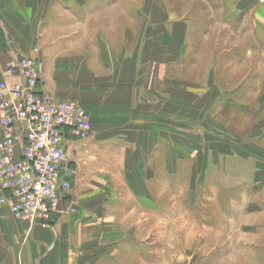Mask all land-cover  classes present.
Masks as SVG:
<instances>
[{
  "label": "crops",
  "instance_id": "1",
  "mask_svg": "<svg viewBox=\"0 0 264 264\" xmlns=\"http://www.w3.org/2000/svg\"><path fill=\"white\" fill-rule=\"evenodd\" d=\"M20 54L91 132L66 145L74 211L30 226L0 204V264H135L138 230L166 216L177 127L264 106V0H0V80Z\"/></svg>",
  "mask_w": 264,
  "mask_h": 264
},
{
  "label": "rangeland",
  "instance_id": "2",
  "mask_svg": "<svg viewBox=\"0 0 264 264\" xmlns=\"http://www.w3.org/2000/svg\"><path fill=\"white\" fill-rule=\"evenodd\" d=\"M248 106L199 112L200 120L213 117L211 127L200 120L177 127L183 154L166 216L149 223L147 239L138 230L135 241L149 254L135 264H264V106Z\"/></svg>",
  "mask_w": 264,
  "mask_h": 264
},
{
  "label": "built area",
  "instance_id": "3",
  "mask_svg": "<svg viewBox=\"0 0 264 264\" xmlns=\"http://www.w3.org/2000/svg\"><path fill=\"white\" fill-rule=\"evenodd\" d=\"M42 64L26 54L7 61L0 80V204L30 226L74 211L68 200L76 168L66 145L91 132L89 112L56 99Z\"/></svg>",
  "mask_w": 264,
  "mask_h": 264
}]
</instances>
